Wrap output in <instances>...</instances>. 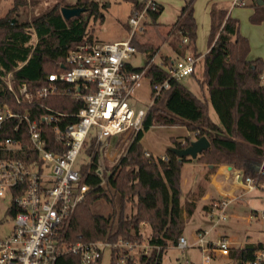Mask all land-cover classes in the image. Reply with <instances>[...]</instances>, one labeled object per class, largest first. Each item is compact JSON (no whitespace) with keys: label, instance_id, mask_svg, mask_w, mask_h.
Here are the masks:
<instances>
[{"label":"trees","instance_id":"16d2710c","mask_svg":"<svg viewBox=\"0 0 264 264\" xmlns=\"http://www.w3.org/2000/svg\"><path fill=\"white\" fill-rule=\"evenodd\" d=\"M26 3L27 0H14L9 12L17 13ZM61 6H80L84 11L66 19L61 14ZM99 8L96 0H75L73 4L64 5L55 2L29 19H13L9 12L0 16V106L7 104L15 111H27L31 118L44 112V105L65 114L76 113L84 101L73 96L74 83L58 82V92L46 97H37L36 90L48 84L49 74L68 68L65 55L70 48L84 40H92L89 22L99 16L102 18ZM159 10L160 6L150 11L149 18L154 20ZM209 13L208 49L203 54V73L198 79L208 97L199 98L181 80L169 78L166 65L173 57L163 56L161 63L150 62L156 48L132 38L137 51H149V55L144 66L129 68L146 67L145 76L151 87L166 79L169 86L155 96L143 118L142 129L111 168L101 165L99 145L90 143L88 153L91 158L79 167L80 183L87 184L89 190L59 225L56 238L62 243L140 241L142 225H147L149 242L159 245L160 249H154L149 257L138 256L125 264H161L164 250L169 244L176 243L184 229L180 205L181 169L184 162L193 160L179 158L169 148L164 154L166 159L152 154L146 156L140 138L152 125H185L194 137L205 136L210 145L197 155L196 162L231 165L241 172L242 178L251 177L257 188L264 190V80L261 78L264 60L248 58V41L239 32L238 19L231 16L227 8L212 3ZM250 21L264 22V4L254 3ZM172 28L174 34L169 44L177 54L194 47L197 24L193 0L182 5ZM184 37L187 41L181 43ZM7 75L16 88L23 83L27 85L33 96L32 103L16 101L3 81ZM210 108L217 121L210 117ZM76 120L75 116L69 115L63 122ZM49 129L46 147L51 150L61 148L51 127ZM8 135L18 137L16 133L0 128V138ZM190 140L187 136L174 139L173 146L184 147ZM98 167H101V174L96 171ZM100 198H106L112 204V210L106 215L92 208ZM186 204L190 213L192 202ZM261 246L262 243L256 242L240 247L235 264H243ZM115 252L116 249L110 251L111 264L116 262ZM54 264L82 263L77 254L68 252L59 255Z\"/></svg>","mask_w":264,"mask_h":264},{"label":"built area","instance_id":"2783aa9c","mask_svg":"<svg viewBox=\"0 0 264 264\" xmlns=\"http://www.w3.org/2000/svg\"><path fill=\"white\" fill-rule=\"evenodd\" d=\"M233 4L245 2L234 0ZM158 6L157 0H136L128 15L126 39L84 40L76 44L65 55L68 68L49 74L48 84L36 90L37 97H46L58 92V82L74 83L73 96L84 101L76 113L65 114L44 105L45 111L31 118L27 111H15L7 104L0 106V128L18 135L0 138V207L11 221L8 231L0 232V264H54L59 255L68 252L77 254L82 264H99L105 247L110 251L116 249L115 264H125L138 256L149 257L154 249H160L159 245L149 242L148 235L144 241L118 239L114 243L95 240L64 244L56 238L59 225L89 190L87 184L80 183L77 166L81 152L87 154L88 161L91 158L86 144L92 142L100 148L104 139L116 137L119 141L127 135L132 139L142 129L147 109H136L130 99L141 85L146 67L132 70L127 62L137 51L132 38L141 35L149 12ZM186 41L184 37L183 42ZM195 61L193 53L173 59L166 65L169 78L181 80L192 74ZM261 78L264 80V73ZM3 81L18 103L33 102L25 83L16 88L9 75ZM168 86V79L154 84L149 105ZM69 115L77 120L63 122ZM50 127L55 141L61 144L56 150L46 147ZM144 153L151 155L148 151ZM159 157L166 159L165 155ZM96 171L101 174V167ZM237 176L242 177L241 173ZM243 181L248 191L257 189L251 177L246 176ZM227 205L224 199L215 203L206 212L210 221L207 229H196L192 241L181 234L172 245L179 249L197 247L201 253L200 264L221 257L236 262L238 249L232 246L230 237L225 234L210 237L218 222L227 217ZM6 223L0 218V229ZM243 264H264V244Z\"/></svg>","mask_w":264,"mask_h":264},{"label":"rangeland","instance_id":"374dc122","mask_svg":"<svg viewBox=\"0 0 264 264\" xmlns=\"http://www.w3.org/2000/svg\"><path fill=\"white\" fill-rule=\"evenodd\" d=\"M99 5V13L102 14L96 20L89 22V30L92 32V39L102 42H112L119 38H122L125 34L128 14L131 8L130 1L128 0H96ZM213 1L218 6L228 9V13L231 16L238 19L239 32L244 36L249 44V55L252 58L260 57L264 60V24L252 23L250 21V12L254 9V3L257 0H245L244 5L233 4L228 0H193L194 15L197 22V36L195 41V47L197 52L204 53L207 49V37L210 29V14L209 3ZM14 0H0V16L6 15L13 6ZM55 2L64 4H73L75 0H27L26 5L20 6L17 13L9 12L13 19H29L32 15H36L48 8ZM164 11L161 13V19L163 22L171 20L174 16V10L179 8L183 4L184 0H163ZM155 28L154 26H151ZM160 31H162L160 29ZM156 41L160 42V34H156ZM140 36L137 37V40ZM168 52L167 45L163 44L160 48V53L165 54ZM160 53L155 54V60L160 58ZM131 63L134 66L142 67L145 64V55L141 51H136L135 55L131 58ZM203 73V58L198 59L195 65V77H201ZM193 75L185 76L181 79L184 83L188 78ZM191 79V78H190ZM151 85L149 79L145 76L141 79V85L135 89L134 95L131 97L130 102L133 106L138 108L147 109L151 99ZM212 115L216 117L215 112L211 109ZM194 138V134L187 129L185 125H152L148 129L144 130L142 137L140 138V144L143 149L148 150L154 156H160L166 153V150L173 146L174 139H182L184 137ZM126 137V136H125ZM124 137V138H125ZM126 144L119 145L121 152L117 156H111L108 151L101 158V165L106 167H112L118 159L124 154L127 149L131 136L127 135ZM89 143L86 144L85 149L88 152ZM117 148V147H116ZM87 154L81 152L77 158V166L80 167L82 163H87ZM191 166L194 163H190ZM184 171V170H183ZM257 196L253 199V205L258 207V211L251 215V219L246 221L245 218H236L231 214V203L229 202L226 207L227 217L225 220H221L210 233L211 238H215L218 234H225L231 238L235 247L241 246L245 243H264V191L257 188ZM259 190V191H258ZM109 197H112L114 202L116 198L109 193ZM129 206V205H128ZM130 207V206H129ZM129 207L127 208L130 211ZM93 210L101 213L108 214L112 210V204L106 198H100L94 202ZM3 208L0 207V218L4 219V224L0 232L4 233L8 231L10 226V216L4 213ZM241 215H248L251 210L249 208L239 209L236 211ZM216 215V210H214ZM210 221L206 214H201L199 208L195 209L194 213L188 217L185 221V226L182 234L192 241L194 231L196 228H208ZM141 231L143 237L140 241H144V237L149 234V227L142 225ZM239 250V249H238ZM201 253L197 247H186L184 249L176 248L174 245L169 244L164 250L161 264H200ZM234 261L226 260V258H217L211 260L208 264H234ZM99 264H111L110 249L105 247L102 252V256Z\"/></svg>","mask_w":264,"mask_h":264},{"label":"crops","instance_id":"0c3cea01","mask_svg":"<svg viewBox=\"0 0 264 264\" xmlns=\"http://www.w3.org/2000/svg\"><path fill=\"white\" fill-rule=\"evenodd\" d=\"M128 1H130L131 8H132L133 0H128ZM157 1L160 6L159 14L154 20L150 19L149 17L147 18L145 29L141 33L140 39H138V41L141 44L153 45L156 48L155 54L160 53V48L162 47L163 44H165L168 47V52L165 54L160 53L161 55L158 60H155V54H153L152 57L149 59L150 62L161 63L163 56L173 57L174 59H176L187 53H197L198 55L195 57L196 59L195 65H196L198 59L203 58V54L205 52L204 53L197 52V49L195 46L194 47L190 46L188 49L185 50L183 54H177L173 50L171 45L169 44V39L174 34L172 25L176 21L177 16L180 13V9L182 5L187 0H184L183 4H181L179 8H176L174 10V16L171 18V20H168L165 22L160 20L161 13L164 11V2L163 0H157ZM228 2L233 3L234 0H228ZM212 3L213 1H210L209 3V12H210V7ZM131 8H130V11H131ZM253 10L250 12L249 15L253 13ZM229 14L231 15V13ZM262 24H264V22H262ZM151 26H154L155 28ZM125 28L127 32H125L124 36L114 41L124 40L128 37V34H129L128 23H125ZM160 29L162 31H160ZM156 34H160L159 43L156 41V38H155ZM92 40L97 41V42H102V41H98L95 39H92ZM181 43H183V38L181 39ZM207 49H208V45H207ZM141 52H143L145 55V64H146V62L148 61L149 51H141ZM248 58L254 59L250 57L249 53H248ZM127 64H128V68L138 67V66H134L131 63V59H129ZM195 65H194V72L190 74V75H193L194 78L193 77H190L191 79L188 78L184 82V84L199 98L208 97L207 90L205 88L202 89V87L198 83V79H200L202 76L199 78V77H195L194 75ZM211 109L212 108H210V117L214 121H217V116L214 117V115H212ZM125 142H126L125 138H122L119 141L116 139V137L104 139L102 145H100V159L103 157L106 150L108 151L109 154H112L111 156L113 157L117 156L121 152V148H122V146L121 147H118V146L120 144L121 145L126 144ZM190 163L191 164L194 163V165L191 166ZM238 173L240 174L241 172L237 169H234L231 165H228V164L214 165L210 163L196 162V161L184 162L182 165V169H181V196H180V205L182 206V216L184 220L186 221V219L190 217L194 213L195 209L197 208H199L201 214L203 215L206 214V212L210 208H212V206L215 203L224 199V200H227L228 203L229 202L231 203V208H232L231 214H233L237 219L245 218L246 221H249L251 219V215H254V213L258 211V207L253 205V199L257 196L258 192L256 189L252 191H248L247 186L243 181V178L237 176ZM189 201L192 202V205L190 206L192 208V211L190 213L187 212V206H186L187 205L186 203ZM245 208H249L251 210V212L248 215H241L236 212L239 209H245ZM196 229H199V228H196ZM243 245L235 247V245L232 243V246H234L237 249H239Z\"/></svg>","mask_w":264,"mask_h":264},{"label":"water","instance_id":"95a60500","mask_svg":"<svg viewBox=\"0 0 264 264\" xmlns=\"http://www.w3.org/2000/svg\"><path fill=\"white\" fill-rule=\"evenodd\" d=\"M257 4H264V0H257ZM61 14L66 18L77 16L84 11V7L80 6H61ZM210 145L209 140L205 136L195 137L191 139L189 144L184 147L171 146L169 150L174 152L179 158L190 157L193 161L196 160L197 155L207 149ZM230 167V166H229Z\"/></svg>","mask_w":264,"mask_h":264}]
</instances>
